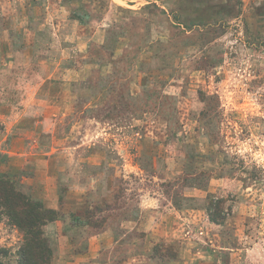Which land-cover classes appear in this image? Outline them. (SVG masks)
Segmentation results:
<instances>
[{
  "label": "rangeland",
  "instance_id": "rangeland-1",
  "mask_svg": "<svg viewBox=\"0 0 264 264\" xmlns=\"http://www.w3.org/2000/svg\"><path fill=\"white\" fill-rule=\"evenodd\" d=\"M0 178L1 264H264V0H0Z\"/></svg>",
  "mask_w": 264,
  "mask_h": 264
},
{
  "label": "trees",
  "instance_id": "trees-1",
  "mask_svg": "<svg viewBox=\"0 0 264 264\" xmlns=\"http://www.w3.org/2000/svg\"><path fill=\"white\" fill-rule=\"evenodd\" d=\"M22 199L21 195L15 190V184L14 182L10 181L7 178H0V208L6 212L8 216H13L17 220H19L17 217V214H14V211L19 208L18 202ZM220 201L213 202L208 207V215L210 217V220L217 224V225H225L226 216L222 215V209H218L217 206L215 207V204H219ZM32 204L30 202H25L23 204V209L27 211V213L32 214ZM213 208H215L213 212ZM38 217L34 220L36 222ZM32 220L28 223L21 219L20 223H17L20 226H23L24 228L32 230L36 228V224ZM35 224V225H34ZM32 239H27L26 248L23 249L22 254V263L23 264H48L49 261V254H48V248L46 246V242L43 241L42 247L36 244L37 239L34 240V237L37 235L35 233H30ZM40 249L39 255H37L35 258V255L31 252V247L36 246ZM43 249V250H41ZM1 264V263H0Z\"/></svg>",
  "mask_w": 264,
  "mask_h": 264
}]
</instances>
